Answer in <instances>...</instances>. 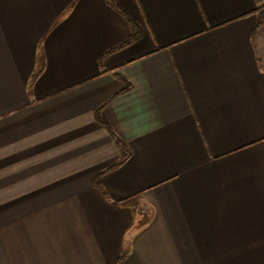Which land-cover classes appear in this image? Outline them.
<instances>
[{
	"label": "crops",
	"instance_id": "1",
	"mask_svg": "<svg viewBox=\"0 0 264 264\" xmlns=\"http://www.w3.org/2000/svg\"><path fill=\"white\" fill-rule=\"evenodd\" d=\"M0 264H264V0H0Z\"/></svg>",
	"mask_w": 264,
	"mask_h": 264
},
{
	"label": "trees",
	"instance_id": "2",
	"mask_svg": "<svg viewBox=\"0 0 264 264\" xmlns=\"http://www.w3.org/2000/svg\"><path fill=\"white\" fill-rule=\"evenodd\" d=\"M107 2L109 4H112V0H107ZM128 22H129V25L131 27V32H132L130 38L126 42H124L123 44L119 45L118 47H116L115 49H113V50H111L109 52H112L114 50L123 48L124 46L130 44L131 42L135 41L139 37V30H138L137 25L134 22H132L131 20H128ZM108 53H106V54H108ZM106 54L102 55L100 58H102ZM97 115H98V113H97ZM116 144H117V146L119 148V152H120V162H119V165H120L129 156V150H128L127 146H125L118 139L116 140ZM95 184H96L97 189H99V191L102 192V190L100 189V186H99L98 177H97V179L95 181Z\"/></svg>",
	"mask_w": 264,
	"mask_h": 264
}]
</instances>
